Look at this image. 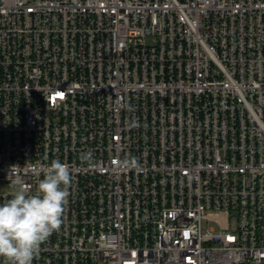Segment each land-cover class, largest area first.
I'll return each mask as SVG.
<instances>
[{"label":"built area","instance_id":"1","mask_svg":"<svg viewBox=\"0 0 264 264\" xmlns=\"http://www.w3.org/2000/svg\"><path fill=\"white\" fill-rule=\"evenodd\" d=\"M52 159L33 264H264V0H0V202Z\"/></svg>","mask_w":264,"mask_h":264},{"label":"clouds","instance_id":"2","mask_svg":"<svg viewBox=\"0 0 264 264\" xmlns=\"http://www.w3.org/2000/svg\"><path fill=\"white\" fill-rule=\"evenodd\" d=\"M45 168L34 192L18 186L9 199L0 202V258L6 264H33L41 242L62 223L72 179L59 159H52Z\"/></svg>","mask_w":264,"mask_h":264},{"label":"rangeland","instance_id":"3","mask_svg":"<svg viewBox=\"0 0 264 264\" xmlns=\"http://www.w3.org/2000/svg\"><path fill=\"white\" fill-rule=\"evenodd\" d=\"M2 188L5 189V190H8V189H14L15 186L12 185V184H8V183H2Z\"/></svg>","mask_w":264,"mask_h":264}]
</instances>
